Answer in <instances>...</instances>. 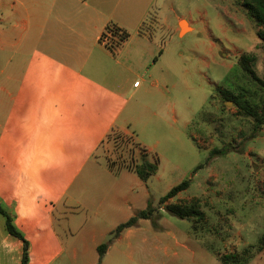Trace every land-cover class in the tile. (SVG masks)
Instances as JSON below:
<instances>
[{"label": "crops", "instance_id": "obj_1", "mask_svg": "<svg viewBox=\"0 0 264 264\" xmlns=\"http://www.w3.org/2000/svg\"><path fill=\"white\" fill-rule=\"evenodd\" d=\"M165 3L0 0V204L30 244L28 264H192L184 246L156 248L162 257L136 248L146 220L125 230L101 262L98 253L150 203L136 194L147 183L127 168L103 166L98 155L120 131L150 160L156 156L159 141L146 144L126 128L146 129L147 116L160 123L150 101L159 107L164 99L163 75L176 58V44L167 50L162 43L164 31L183 37L194 30L173 7L177 26L163 23ZM109 27L124 32L116 52L101 43ZM135 76L154 81L142 88ZM23 252L0 214V264H22Z\"/></svg>", "mask_w": 264, "mask_h": 264}, {"label": "rangeland", "instance_id": "obj_2", "mask_svg": "<svg viewBox=\"0 0 264 264\" xmlns=\"http://www.w3.org/2000/svg\"><path fill=\"white\" fill-rule=\"evenodd\" d=\"M172 7L192 22L194 30L187 33L184 19L185 36L164 31L162 43L167 50L171 42L176 44V58L163 75L164 99L159 107L156 100L150 101L160 123L147 116L146 129L144 124L134 133L126 128L146 144L159 141L157 157L151 160L158 159V171L136 194L145 192L157 207L173 187L191 181L170 204L196 203L205 218L198 224L195 218L182 220L163 208L159 229L146 220L135 228L140 234L133 243L161 257L156 248L187 247L193 253L192 264H222V256L234 253L247 257V264H264V125L256 129L255 118L227 100L228 94L242 95L255 108L264 100V88L239 66L242 56L254 54L253 69L264 80L259 28L248 18L242 0H166L161 20L177 26ZM155 16L152 11L151 20ZM153 81L133 79L142 88ZM99 151L103 166L126 168L140 163L143 149L132 135L116 131Z\"/></svg>", "mask_w": 264, "mask_h": 264}, {"label": "trees", "instance_id": "obj_3", "mask_svg": "<svg viewBox=\"0 0 264 264\" xmlns=\"http://www.w3.org/2000/svg\"><path fill=\"white\" fill-rule=\"evenodd\" d=\"M245 11L248 18L255 23L259 28L258 37L264 42V0H242ZM257 58L254 54H247L240 58L239 66L241 69L250 75L254 80L259 82L264 88V80L258 77L256 71L253 69ZM227 100L233 102L240 111H244L249 116H252L256 120V129H259L264 125V100L260 101V109L255 108L250 105L246 98L242 95L228 94ZM129 170L134 171L140 180L147 183L153 176L156 175L158 171V159L156 158L152 162L148 155L145 154V150L142 152L140 163L133 167H126ZM191 181H185L175 187H173L164 197L159 200V206L155 207L153 203H149L148 208L143 211L137 212L130 220L119 225L115 231L110 234V238L107 243H104L98 247L99 261L101 262L104 258L108 248L121 236V234L131 228H136L139 225L140 220H151L154 222L156 229H159L157 221L160 218V211L164 208L170 215L177 217L179 219H197V223L204 221V213L198 208L196 203L192 205H182V204H170L169 201L176 198L180 193L189 189ZM0 214L6 220V230L9 235L23 242L24 252L22 264L29 263V249L30 244L24 238L22 233L15 227L13 223L12 216L1 206L0 204ZM196 228V224H194ZM264 241V238H262ZM248 258L240 254H229L221 257L222 264H247Z\"/></svg>", "mask_w": 264, "mask_h": 264}, {"label": "built area", "instance_id": "obj_4", "mask_svg": "<svg viewBox=\"0 0 264 264\" xmlns=\"http://www.w3.org/2000/svg\"><path fill=\"white\" fill-rule=\"evenodd\" d=\"M124 32L119 29L109 27L101 38V43L109 48L111 51L116 52L119 44L122 41Z\"/></svg>", "mask_w": 264, "mask_h": 264}, {"label": "bare ground", "instance_id": "obj_5", "mask_svg": "<svg viewBox=\"0 0 264 264\" xmlns=\"http://www.w3.org/2000/svg\"><path fill=\"white\" fill-rule=\"evenodd\" d=\"M182 26L185 30L189 29L188 24L186 22H182Z\"/></svg>", "mask_w": 264, "mask_h": 264}]
</instances>
